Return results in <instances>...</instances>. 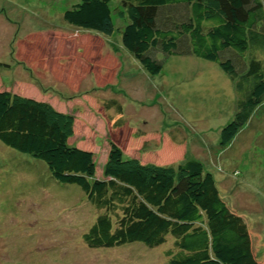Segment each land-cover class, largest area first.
Masks as SVG:
<instances>
[{
  "label": "rangeland",
  "instance_id": "rangeland-1",
  "mask_svg": "<svg viewBox=\"0 0 264 264\" xmlns=\"http://www.w3.org/2000/svg\"><path fill=\"white\" fill-rule=\"evenodd\" d=\"M82 1L0 0V62L11 65L0 68V91L74 115L70 145L95 154L99 177L111 142L142 164L203 163L250 221L263 260L264 106L221 148L237 111L230 76L195 56L161 54L162 72L149 75L122 44L119 10L112 36L65 22ZM97 217L80 187L59 184L44 162L0 141V264H169L168 245L88 249L84 236Z\"/></svg>",
  "mask_w": 264,
  "mask_h": 264
},
{
  "label": "trees",
  "instance_id": "trees-1",
  "mask_svg": "<svg viewBox=\"0 0 264 264\" xmlns=\"http://www.w3.org/2000/svg\"><path fill=\"white\" fill-rule=\"evenodd\" d=\"M117 10L127 20L122 44L149 75L162 72L161 54L195 56L230 76L237 111L220 139L221 148L230 147L264 106V0H83L64 20L112 36ZM75 121L49 102L0 91V141L44 162L59 184L80 187L98 211L84 236L88 249L168 245L169 264H264L250 221L203 163L142 164L111 142L99 177L95 154L70 145Z\"/></svg>",
  "mask_w": 264,
  "mask_h": 264
}]
</instances>
